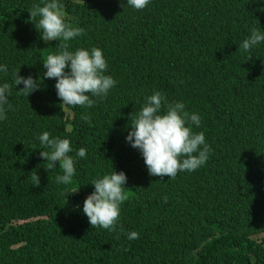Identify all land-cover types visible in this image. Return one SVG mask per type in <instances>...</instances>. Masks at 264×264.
<instances>
[{"label": "trees", "instance_id": "16d2710c", "mask_svg": "<svg viewBox=\"0 0 264 264\" xmlns=\"http://www.w3.org/2000/svg\"><path fill=\"white\" fill-rule=\"evenodd\" d=\"M44 2L0 0L8 68L0 85L19 70L40 83L28 97L13 84L0 120V264H264V42L238 50L253 27L264 32V0H151L143 10L127 0H59L66 22L84 29L70 50L101 48L117 81L90 108L62 105L56 80L43 78L59 43L43 41L29 21ZM158 91L200 116L193 130L212 149L174 179L149 175L126 139L130 114ZM45 131L71 141L69 185L56 182L59 162L44 168ZM81 147L86 158L76 156ZM114 169L128 177L117 229L91 228L90 183ZM131 231L139 238L129 240Z\"/></svg>", "mask_w": 264, "mask_h": 264}, {"label": "clouds", "instance_id": "9594fccd", "mask_svg": "<svg viewBox=\"0 0 264 264\" xmlns=\"http://www.w3.org/2000/svg\"><path fill=\"white\" fill-rule=\"evenodd\" d=\"M150 2L127 0L126 5L134 10H143ZM29 13V21L39 31L43 41L59 42L56 44L58 51L47 55L43 61L46 69L43 78L56 80L55 89L62 105L90 108L96 102L93 97L106 98L117 81L105 74L108 64L103 50L98 47L70 50V42L84 35V29L66 22L63 5L59 0H45L43 6L36 4ZM261 42H264V32L253 27L238 50L250 51ZM251 59L249 57L248 61ZM0 72L7 75V66L0 65ZM19 72L14 73L13 84L16 88L23 84L18 94L28 97L40 88V83L32 76H20ZM13 84L6 82L0 85V120L7 119L5 105H8ZM82 119L90 121V116H82ZM129 119L131 131L126 139L141 152L149 175L174 179L179 172L199 169L209 159L212 149L206 142L204 132L197 133L192 127H199L201 118L198 114L186 111L183 102H169L165 94L158 91L147 96L142 108L131 113ZM39 141L43 146L40 156L46 161L44 168L51 171L59 162L63 174L56 176V182L71 184L76 168L75 159L70 155L73 151L70 139L52 137L45 131L39 136ZM76 156L86 158V149L81 147ZM29 178L34 186H40L38 172L32 171ZM127 180L125 172H117L115 169L110 174L92 180L90 184L94 186V191L83 204V214L87 216L91 228L116 231L121 205L128 199L125 191ZM78 190H71L66 195ZM120 230L123 232L122 227ZM127 238L138 239L139 233L128 232Z\"/></svg>", "mask_w": 264, "mask_h": 264}]
</instances>
